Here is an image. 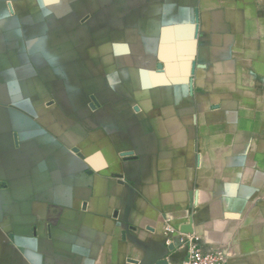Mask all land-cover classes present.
<instances>
[{
	"label": "crops",
	"instance_id": "0c3cea01",
	"mask_svg": "<svg viewBox=\"0 0 264 264\" xmlns=\"http://www.w3.org/2000/svg\"><path fill=\"white\" fill-rule=\"evenodd\" d=\"M168 224L264 264V0H0V264H176Z\"/></svg>",
	"mask_w": 264,
	"mask_h": 264
},
{
	"label": "built area",
	"instance_id": "2783aa9c",
	"mask_svg": "<svg viewBox=\"0 0 264 264\" xmlns=\"http://www.w3.org/2000/svg\"><path fill=\"white\" fill-rule=\"evenodd\" d=\"M163 234L167 245L174 246L179 251H185V256L176 264H218L216 254L204 251L193 235L182 234L169 224L165 227Z\"/></svg>",
	"mask_w": 264,
	"mask_h": 264
},
{
	"label": "rangeland",
	"instance_id": "374dc122",
	"mask_svg": "<svg viewBox=\"0 0 264 264\" xmlns=\"http://www.w3.org/2000/svg\"><path fill=\"white\" fill-rule=\"evenodd\" d=\"M160 66L163 69V64H160ZM205 249H207V251L211 250L208 248H205ZM210 252H213L216 254L218 264H231L232 261L237 260L242 257L240 255H233L230 249L225 246H218L217 248H215L214 250H211Z\"/></svg>",
	"mask_w": 264,
	"mask_h": 264
},
{
	"label": "water",
	"instance_id": "95a60500",
	"mask_svg": "<svg viewBox=\"0 0 264 264\" xmlns=\"http://www.w3.org/2000/svg\"><path fill=\"white\" fill-rule=\"evenodd\" d=\"M181 233L189 235V234H192L193 232H192V229L190 227H185V228L181 229ZM170 249L174 250L175 248H174V246H171Z\"/></svg>",
	"mask_w": 264,
	"mask_h": 264
}]
</instances>
